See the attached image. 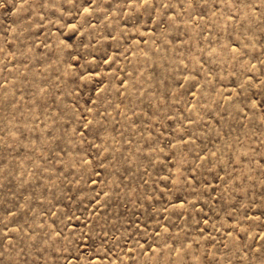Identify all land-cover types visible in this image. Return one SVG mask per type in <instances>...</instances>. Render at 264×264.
Returning <instances> with one entry per match:
<instances>
[{"label": "rangeland", "instance_id": "1", "mask_svg": "<svg viewBox=\"0 0 264 264\" xmlns=\"http://www.w3.org/2000/svg\"><path fill=\"white\" fill-rule=\"evenodd\" d=\"M0 264H264V0H0Z\"/></svg>", "mask_w": 264, "mask_h": 264}]
</instances>
